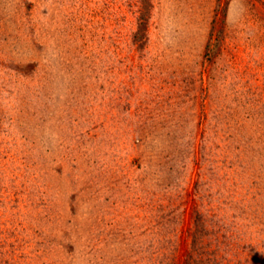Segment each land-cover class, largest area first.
Returning a JSON list of instances; mask_svg holds the SVG:
<instances>
[{"label": "rangeland", "instance_id": "rangeland-1", "mask_svg": "<svg viewBox=\"0 0 264 264\" xmlns=\"http://www.w3.org/2000/svg\"><path fill=\"white\" fill-rule=\"evenodd\" d=\"M0 264H264V0H0Z\"/></svg>", "mask_w": 264, "mask_h": 264}]
</instances>
